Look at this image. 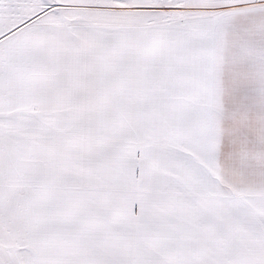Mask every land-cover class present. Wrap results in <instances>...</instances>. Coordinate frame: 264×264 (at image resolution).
<instances>
[{
    "label": "snow or ice",
    "instance_id": "snow-or-ice-1",
    "mask_svg": "<svg viewBox=\"0 0 264 264\" xmlns=\"http://www.w3.org/2000/svg\"><path fill=\"white\" fill-rule=\"evenodd\" d=\"M0 264H264V0H0Z\"/></svg>",
    "mask_w": 264,
    "mask_h": 264
}]
</instances>
